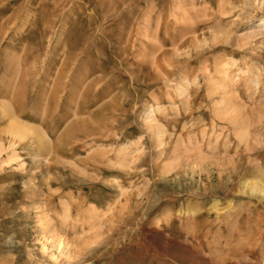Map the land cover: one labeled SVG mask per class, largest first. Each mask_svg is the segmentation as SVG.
Masks as SVG:
<instances>
[{"label":"rangeland","instance_id":"obj_1","mask_svg":"<svg viewBox=\"0 0 264 264\" xmlns=\"http://www.w3.org/2000/svg\"><path fill=\"white\" fill-rule=\"evenodd\" d=\"M0 264H264V0H0Z\"/></svg>","mask_w":264,"mask_h":264},{"label":"bare ground","instance_id":"obj_2","mask_svg":"<svg viewBox=\"0 0 264 264\" xmlns=\"http://www.w3.org/2000/svg\"><path fill=\"white\" fill-rule=\"evenodd\" d=\"M15 127V126H14Z\"/></svg>","mask_w":264,"mask_h":264}]
</instances>
